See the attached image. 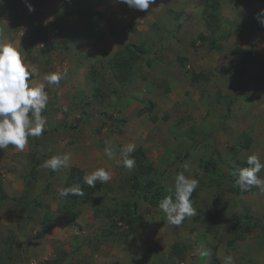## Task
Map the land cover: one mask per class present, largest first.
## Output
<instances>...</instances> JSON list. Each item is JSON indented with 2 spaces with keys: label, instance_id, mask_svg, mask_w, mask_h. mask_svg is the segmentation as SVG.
<instances>
[{
  "label": "rangeland",
  "instance_id": "rangeland-1",
  "mask_svg": "<svg viewBox=\"0 0 264 264\" xmlns=\"http://www.w3.org/2000/svg\"><path fill=\"white\" fill-rule=\"evenodd\" d=\"M207 1L0 0L3 264H264V0H210L221 15L212 25ZM130 44L147 54L126 81L114 64ZM235 47L252 52L247 64L233 61ZM22 70L34 74L26 92L11 79ZM238 160L259 166L243 194L231 191ZM148 164L139 187L154 180L148 197H169L156 206L132 186ZM72 166L85 180L77 218L55 213L41 237ZM178 189L195 192L185 220L170 198ZM247 216L258 223L248 232ZM175 244L182 252L168 261Z\"/></svg>",
  "mask_w": 264,
  "mask_h": 264
},
{
  "label": "trees",
  "instance_id": "trees-1",
  "mask_svg": "<svg viewBox=\"0 0 264 264\" xmlns=\"http://www.w3.org/2000/svg\"><path fill=\"white\" fill-rule=\"evenodd\" d=\"M218 11H219L218 2L216 3L215 1H210V0L207 1L204 13L205 14L207 13L208 15V16L206 15V17L208 19L209 24L211 25L218 24V22H220L221 15ZM251 25L252 27L255 28V30L262 29V25L260 24L257 18H254L251 21ZM231 34L232 32L230 31L226 36H224V39L228 38ZM198 39L202 44L207 43L213 50L219 51L222 50L223 48L220 41L221 39L219 40L211 39L204 35H200ZM122 53L124 54V56L120 55V57L115 61L114 65L118 71L119 76L124 77V79L128 81L133 76V73H135L137 70L136 68L135 72L132 71L130 72V69H132L135 63H137L136 62L137 59H140L141 56L147 54V49L143 44L141 45L130 44L126 46L124 50H122ZM232 55H233V61L241 65L247 64L252 58V52L249 50H245L241 47L233 48ZM199 77H201V75L194 73L192 82H197ZM33 78H34V74L29 70H22L11 75V79H14L15 83L18 84V86L23 92L27 91V84ZM230 111H231L230 106H228L227 115L225 116L226 119L229 118ZM22 113L23 111L20 108V106L18 104H14L13 116H19ZM208 137L209 135H206L204 139L206 140ZM199 143H201V141H196L192 143V147L193 148L196 147ZM250 144H251V139L249 140L248 137L245 136L240 140V147H241L240 149H247L249 148ZM139 153L143 155L141 151H139ZM139 158L142 159V157ZM36 166H38V162L36 159H34L31 172L27 174V177L25 179V187L23 194L19 199L22 202H25L26 200V193L29 188L30 180L32 179V177H36L38 174V172L36 171ZM152 169L153 168L150 164L146 166H140L136 170V174L133 177L134 182L132 186L134 189H136L142 194L146 202L156 206L159 202L158 201L159 198L161 200L164 199L168 201L169 200L168 194L161 189L162 191L160 190L159 193L152 194L153 195L151 196L152 198H149L148 195L151 193V191L155 186L154 180H147L145 181L144 186L142 188L139 187L140 186L139 180L142 179L144 176L150 175L152 173ZM229 173H230L231 191L236 194H243L246 193L249 187H251V185H253L256 182L259 173V166L255 162H250V161L244 162L238 160L235 162L232 168H230ZM84 190H85L84 171L77 166L70 167L68 176L61 190V203L59 207L54 213L52 212L46 213L43 219L41 220V225L43 226V230L39 234L41 237L46 236L47 230L54 225L55 213L65 215L72 220H75L77 218L76 209L78 207L79 199L83 194ZM176 193L177 194H174V196L170 198L171 201L174 202L175 209L179 217L182 220H185L187 218L189 207L193 205L195 192L193 189L189 191L178 189ZM6 199L7 196L5 195L2 186V181L0 180V202L5 201ZM134 206L136 209L138 208L137 204H135ZM26 211H27L26 216H22V215L18 216L16 221L19 225L27 222L31 218L30 208H28ZM135 215L136 216L133 218V220H131V222H133V225L136 222L141 221L142 219V215L138 213H136ZM128 223H130V221ZM246 223H247V227L245 228V231L247 232L253 228L258 227V223L251 216L246 217ZM181 248L182 247L180 245L175 244L172 250V254L168 255L166 259L172 262L175 261L173 254L179 255L182 252ZM9 253L10 251L6 250L5 254L0 257V264H3L5 260L9 258ZM62 263H63L62 261H58V262L48 261L45 262L44 264H62Z\"/></svg>",
  "mask_w": 264,
  "mask_h": 264
}]
</instances>
